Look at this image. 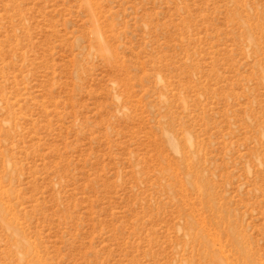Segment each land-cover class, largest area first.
I'll return each instance as SVG.
<instances>
[{"label":"rangeland","instance_id":"374dc122","mask_svg":"<svg viewBox=\"0 0 264 264\" xmlns=\"http://www.w3.org/2000/svg\"><path fill=\"white\" fill-rule=\"evenodd\" d=\"M0 264H264V0H0Z\"/></svg>","mask_w":264,"mask_h":264}]
</instances>
